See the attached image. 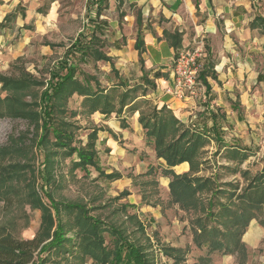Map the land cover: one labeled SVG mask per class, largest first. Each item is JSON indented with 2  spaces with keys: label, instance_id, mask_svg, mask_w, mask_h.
Masks as SVG:
<instances>
[{
  "label": "rangeland",
  "instance_id": "1",
  "mask_svg": "<svg viewBox=\"0 0 264 264\" xmlns=\"http://www.w3.org/2000/svg\"><path fill=\"white\" fill-rule=\"evenodd\" d=\"M18 1L19 3L14 7L17 12L15 19L23 21L22 26L19 27L21 31L15 36L18 46L12 51L2 50L0 74L17 77L26 72L41 81L47 80L49 70L63 56L65 49L75 41L78 34L89 32L88 24L95 18L96 0ZM256 2V12L264 17V0H256ZM106 7L101 17L108 22L104 30L113 34V29L123 28L119 21H125L120 14V11L124 12V7L122 6V10L114 9L113 0L108 1ZM128 12L136 14V7ZM113 19H118L117 26H114L116 28H113ZM11 23L12 20L8 21V24ZM23 25L28 28H23ZM200 40L205 48H212L206 45L211 43L209 38ZM262 43L264 48V41ZM189 48H194V44ZM103 53L108 61L81 64V68L86 73L95 74L101 85L106 88L118 83V80L119 83L128 86L137 85L134 81L141 80L138 78L137 70L131 71L128 77L124 78L115 68L111 42H104ZM205 57H201V63L204 62ZM236 59L247 65L244 69L246 73L239 80L235 76L237 67L232 61L234 65L231 69L232 79L245 84L238 90L239 97H237L242 96L243 105L238 100L233 101L236 106L215 108L213 105L225 148H219L215 142L210 141L203 148L206 153L201 158L206 159V163L201 164L199 171L192 175L213 177L215 174L214 178L218 183H237V192H240V189L245 187L241 176L243 171L247 170L251 175H255L264 169V53H238ZM122 79L123 82H120ZM199 84V92L187 97L197 100L196 110L193 108L189 110L192 113L187 115L188 121L185 125L194 124L200 127L199 125H203L202 122L205 121L201 119L197 124L194 122L204 111L203 108L210 104L214 93L211 90L206 91L200 81ZM39 90L40 88L27 90L24 99L29 100ZM115 90L117 93H122L124 88L117 86ZM148 91H151L150 87ZM228 93L232 94L233 99L236 98L235 90L225 91V95ZM4 95L1 94L2 97ZM134 96H142V90L137 89ZM153 98L146 100L148 102L146 104L141 99L133 101L131 94L130 99L126 101L127 105L130 104L122 109L121 114L112 112L104 116L98 112L93 114L80 112L81 98L74 95L68 102V108L78 111V115L71 118L78 126L75 129V143L79 141L83 145L87 133L93 128L99 129L95 142L98 164L106 174L117 173L120 178L105 179L90 167L87 171L80 168L73 169L71 159H75L76 156H61L55 166L54 175L57 182L52 186L51 193L55 200L84 205L89 209L90 216L100 219L105 225L122 230L123 235L129 240L150 247L148 249L157 257V264H172L171 260H167L161 254L160 248L163 246L179 248L183 251L184 262L180 264H193L201 261L199 257L205 256L206 253V249H198L192 243L190 220L193 214L179 209L170 202L169 179L161 172L162 162L154 157L150 146L145 144L142 135L144 131L138 122L139 113L146 115L155 106ZM114 105L118 107V101L115 100ZM132 107L136 108L134 113L131 111ZM175 114L179 115L178 112ZM114 120H119V124L114 123ZM121 121H125L126 128L121 127ZM210 125L211 121L208 120L206 127L209 128ZM120 128L123 130H119ZM27 129L28 125L23 120L0 118V146L8 145L10 138L18 136ZM141 129L143 132L140 131ZM230 148L241 155H246L245 160L240 161L241 155L233 157L229 153L232 151L229 150ZM12 160H18L20 163L28 160L31 168H34L35 173L38 174L36 170L41 168L43 161L42 151L33 149L29 158L16 155ZM188 169L182 172V168H177V171L178 174H183L187 173ZM26 173V176L19 181L16 193H13L17 198L11 206H6L0 195V235L7 233L18 240L33 238L39 228L41 217L40 211L30 202L28 188L24 186L32 178L28 172ZM36 180L40 186V178ZM125 192L127 194L122 195ZM205 197L207 196L204 195L203 198ZM41 199L48 204L45 197L42 196ZM108 241L109 238L105 236V242ZM241 241L244 244V251L240 255L236 253L222 255L215 252L210 254L208 262L204 261L202 264H264V207L249 222ZM63 259H66L68 264H92L91 259L87 257L73 259L65 255Z\"/></svg>",
  "mask_w": 264,
  "mask_h": 264
},
{
  "label": "trees",
  "instance_id": "2",
  "mask_svg": "<svg viewBox=\"0 0 264 264\" xmlns=\"http://www.w3.org/2000/svg\"><path fill=\"white\" fill-rule=\"evenodd\" d=\"M107 2L96 0L94 3L96 19L107 8ZM8 18L6 15L5 19ZM136 24L134 48L138 51L141 63L144 42L139 12ZM250 27L261 28L264 32V18L256 16ZM148 29L152 30L151 27ZM103 32L104 25L99 22L87 34H78L49 70L47 80L41 81L26 72L17 77L0 74V118L20 119L28 125L25 132L10 138L8 145L0 146V195L6 206H11L17 198L14 195L17 185L28 172L32 178L24 186L28 188L30 202L41 213L40 225L33 238L18 240L7 233L0 235V264H68L63 259L65 255L73 259L87 257L92 264H157V257L148 249L150 247L129 240L122 230L90 216L89 209L84 205L55 200L51 193L52 186L57 182L55 166L61 156H76L71 159L73 169L87 171L90 167L105 179L120 178L117 173L106 174L98 164L95 142L99 129H91L83 145L79 141L75 143V129L78 126L71 118H75L78 111L68 108L69 100L76 95L81 98L80 112H98L107 116L112 112L121 114L130 95H133V99L137 98L134 96L137 89L142 90V96H145L148 87L155 88L153 80L145 73L141 76V83L131 89L123 83H113L106 88L95 74L86 73L81 68V64L109 60L103 53ZM163 36L169 39L174 49H179V33L163 31ZM212 68L213 63L207 53L198 75L206 91L210 89L207 78L215 79ZM117 86L124 88V91L117 93ZM32 88L40 90L25 100V92ZM115 100L118 101V107L114 105ZM141 100L148 104L146 99ZM131 111L134 113L136 108L132 107ZM206 117H201L205 119L201 129L194 124L185 125L166 104L159 109L154 106L148 114L139 113L138 117L145 144L153 149L157 160L163 161L161 172L169 179L170 202L193 214L190 220L192 243L198 249H206L205 256L199 257L201 261L193 264L208 262L210 254L215 252L240 255L244 251L241 237L249 222L264 207V169L255 175L243 171L241 176L245 187L240 192H237V183H218L215 174L213 177L192 175L199 171L201 164L206 163L207 160L201 158L206 153L203 148L210 141L219 148H225L215 113ZM207 119L211 120L209 128L206 127ZM121 127H127L125 121H121ZM33 149L42 151V166L36 170L39 175L28 160L24 163L12 160L16 155L29 158ZM229 150H232L229 153L233 157L241 155L232 148ZM245 158L246 155H241L240 161ZM182 163L188 164V172L176 174L173 167ZM38 177L40 186L36 180ZM204 195L207 197L203 198ZM42 196L48 200V204L42 201ZM105 236L109 238L107 243ZM160 251L172 264L184 262L183 251L179 248L163 246Z\"/></svg>",
  "mask_w": 264,
  "mask_h": 264
},
{
  "label": "crops",
  "instance_id": "3",
  "mask_svg": "<svg viewBox=\"0 0 264 264\" xmlns=\"http://www.w3.org/2000/svg\"><path fill=\"white\" fill-rule=\"evenodd\" d=\"M18 3V0H0V54L2 50L8 52L18 46L15 36L21 31L19 27L22 26L23 22L15 19L17 12L14 7ZM256 4V0H113L114 9L119 8L122 10V6L124 7V12L120 11V14H123L122 19H125V21H119L123 28L113 29V34L104 30L102 39L103 42L109 41L113 44V62L120 75L123 74L125 78L128 77L131 71L137 70L138 78L141 79L142 74L145 73L154 82L155 88L147 91L145 96H138L133 101L148 100L154 97L152 101L157 108L166 104L173 115L178 112L179 115L175 114V117L186 124L188 121L187 115L192 113L189 110L191 108L196 110L195 101L197 99L176 98L166 92V89L173 84L172 58L177 49L170 45L169 39L163 36V31L180 34L179 49L202 41L200 39L209 38L211 43L206 45L212 48H204L205 53L209 54L210 61L213 63L211 71L214 73L215 79L209 77L207 82L210 86L209 90L214 94L210 99L211 105L209 104V107L206 105L197 120H194L197 124L203 115L208 116L216 111L213 109L214 106L215 108L216 106L219 108H225L228 105L236 106L233 103L235 100L243 105L242 96L237 97H239L238 90L245 84L232 79L231 69L234 68V65L237 67L235 76L240 80L243 78V74L246 73L244 69L247 65L236 61L238 53H264L262 43L264 32L261 28L251 29L250 27L256 16L263 17L256 12ZM118 5H121V7H118ZM134 7H136V14L129 13L128 10ZM138 12L140 13L142 23L140 31L144 42L141 63L139 62L138 51L134 48L137 36L136 16ZM6 15L9 16L8 19H5ZM101 17L102 13L98 19L95 17L94 20L90 21L87 28L89 32L99 22L105 27L108 23L107 19ZM10 20H12V23L8 24ZM117 23L118 19H113V28H116L114 26H117ZM147 26L151 27L152 30H149ZM23 28L28 27L23 25ZM211 54H213L212 57ZM155 75H159L158 78H155ZM123 80L120 82H123ZM117 82L119 83V80ZM134 82L138 85L141 80ZM134 86V84L126 85L130 89ZM233 90L237 92L235 94L236 98L233 99L230 93L225 95V91L230 92ZM222 98L225 100L223 101ZM113 122L119 124V120ZM199 126L201 129L202 125ZM119 130L123 129L120 128ZM140 131L143 132L142 129ZM113 133H115L114 130ZM142 135L144 136V132ZM151 150L154 154L152 148ZM159 161L163 163L161 159ZM177 168H182L183 172L188 169V164L182 163L173 167L174 172L178 174Z\"/></svg>",
  "mask_w": 264,
  "mask_h": 264
},
{
  "label": "built area",
  "instance_id": "4",
  "mask_svg": "<svg viewBox=\"0 0 264 264\" xmlns=\"http://www.w3.org/2000/svg\"><path fill=\"white\" fill-rule=\"evenodd\" d=\"M205 56L202 41L196 42L194 48L178 49L172 58L173 84L166 92L176 98H187L196 95L200 88L198 75L202 67L201 57Z\"/></svg>",
  "mask_w": 264,
  "mask_h": 264
}]
</instances>
